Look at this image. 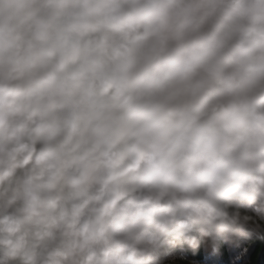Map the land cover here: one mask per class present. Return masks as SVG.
I'll return each instance as SVG.
<instances>
[{"label":"clouds","instance_id":"9594fccd","mask_svg":"<svg viewBox=\"0 0 264 264\" xmlns=\"http://www.w3.org/2000/svg\"><path fill=\"white\" fill-rule=\"evenodd\" d=\"M0 264H264V0H0Z\"/></svg>","mask_w":264,"mask_h":264}]
</instances>
